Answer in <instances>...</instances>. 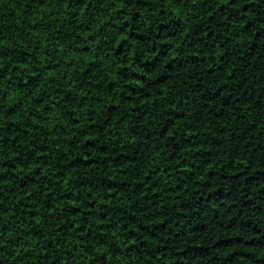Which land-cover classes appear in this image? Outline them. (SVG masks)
<instances>
[{
	"label": "trees",
	"instance_id": "16d2710c",
	"mask_svg": "<svg viewBox=\"0 0 264 264\" xmlns=\"http://www.w3.org/2000/svg\"><path fill=\"white\" fill-rule=\"evenodd\" d=\"M0 264H264V0H0Z\"/></svg>",
	"mask_w": 264,
	"mask_h": 264
}]
</instances>
